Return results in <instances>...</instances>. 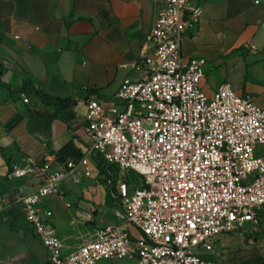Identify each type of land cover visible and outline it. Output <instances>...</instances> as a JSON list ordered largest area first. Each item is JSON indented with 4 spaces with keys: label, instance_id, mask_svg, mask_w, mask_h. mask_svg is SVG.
<instances>
[{
    "label": "crops",
    "instance_id": "1",
    "mask_svg": "<svg viewBox=\"0 0 264 264\" xmlns=\"http://www.w3.org/2000/svg\"><path fill=\"white\" fill-rule=\"evenodd\" d=\"M160 1L0 0V264H48V251L13 203L42 182L9 181L15 163L48 164L53 173L88 156L91 177L80 170L43 200L66 253L106 226L131 230L119 188L123 180L133 184L89 152L86 105L90 99L112 103L127 79H142L141 50ZM198 2L203 18L187 32L183 54L213 67L204 88L211 80L213 90L229 84L264 109V0ZM203 255L225 264H264V225L224 236Z\"/></svg>",
    "mask_w": 264,
    "mask_h": 264
},
{
    "label": "built area",
    "instance_id": "2",
    "mask_svg": "<svg viewBox=\"0 0 264 264\" xmlns=\"http://www.w3.org/2000/svg\"><path fill=\"white\" fill-rule=\"evenodd\" d=\"M198 0H162L141 58L140 81L127 79L112 103L87 102L90 153L142 180L132 189L121 181L119 198L135 238L121 225L97 231L94 239L66 253L54 213L43 200L80 170L91 177L88 156L57 172L48 164L11 166L7 179H39L20 206L48 251V264H98L129 259L134 264H225L206 260L224 236L258 231L264 225V109L229 84L215 95L203 90L209 62L186 57L182 44L198 27ZM23 101L29 100L22 95ZM0 207V211H1Z\"/></svg>",
    "mask_w": 264,
    "mask_h": 264
},
{
    "label": "rangeland",
    "instance_id": "3",
    "mask_svg": "<svg viewBox=\"0 0 264 264\" xmlns=\"http://www.w3.org/2000/svg\"><path fill=\"white\" fill-rule=\"evenodd\" d=\"M212 68L213 67L210 66V68L208 70L207 77H206L207 80H208V76L213 74V71H211ZM213 87H214L213 86V80H211L210 83H208L207 87L204 88V86H203V90L205 91V93H207V95L213 96V95H215V93L219 89L218 88L217 90H213ZM211 91H215V92H213V94H211L212 93ZM260 155H264V147L261 148ZM130 175L132 176L133 181L131 183L134 185V187H141L142 186V180L140 179V177L133 172H130ZM130 228H131L130 233L132 234L133 237H135V238H141L142 237L141 232L137 228H135L133 226H131ZM203 258L206 260H211V259L205 258L204 255H203ZM130 262H132V261L129 259H125V260H121V261H116V260L102 261L98 264H122V263L128 264Z\"/></svg>",
    "mask_w": 264,
    "mask_h": 264
},
{
    "label": "trees",
    "instance_id": "4",
    "mask_svg": "<svg viewBox=\"0 0 264 264\" xmlns=\"http://www.w3.org/2000/svg\"><path fill=\"white\" fill-rule=\"evenodd\" d=\"M42 97H44L45 100H51V98H48L46 96H42ZM104 164H106V163L104 162ZM126 178L131 179V182L133 181L132 176L130 175V172L126 174Z\"/></svg>",
    "mask_w": 264,
    "mask_h": 264
}]
</instances>
